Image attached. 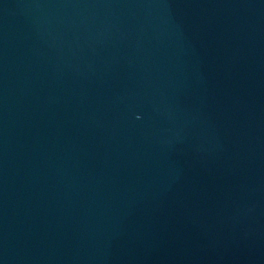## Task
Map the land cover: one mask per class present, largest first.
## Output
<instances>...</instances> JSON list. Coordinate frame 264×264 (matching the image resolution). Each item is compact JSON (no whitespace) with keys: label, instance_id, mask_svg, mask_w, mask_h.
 Listing matches in <instances>:
<instances>
[{"label":"water","instance_id":"95a60500","mask_svg":"<svg viewBox=\"0 0 264 264\" xmlns=\"http://www.w3.org/2000/svg\"><path fill=\"white\" fill-rule=\"evenodd\" d=\"M0 264H264V0H0Z\"/></svg>","mask_w":264,"mask_h":264}]
</instances>
